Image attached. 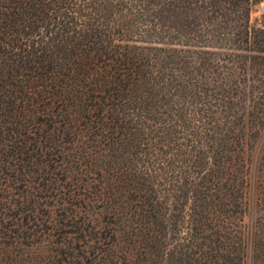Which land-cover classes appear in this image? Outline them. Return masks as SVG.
<instances>
[{
    "label": "trees",
    "instance_id": "1",
    "mask_svg": "<svg viewBox=\"0 0 264 264\" xmlns=\"http://www.w3.org/2000/svg\"><path fill=\"white\" fill-rule=\"evenodd\" d=\"M262 2L0 0V264H264Z\"/></svg>",
    "mask_w": 264,
    "mask_h": 264
},
{
    "label": "rangeland",
    "instance_id": "2",
    "mask_svg": "<svg viewBox=\"0 0 264 264\" xmlns=\"http://www.w3.org/2000/svg\"><path fill=\"white\" fill-rule=\"evenodd\" d=\"M250 23L253 28H264V2L257 4L253 7ZM254 167H255V164L252 170H254ZM248 201H249V207H248V213H247L245 221H246V225L248 228V234L250 237L252 233V229H253L254 218H255L253 182L250 187ZM251 253L252 252H251V245H250L246 264H251Z\"/></svg>",
    "mask_w": 264,
    "mask_h": 264
}]
</instances>
